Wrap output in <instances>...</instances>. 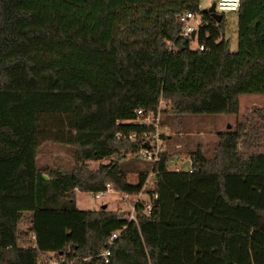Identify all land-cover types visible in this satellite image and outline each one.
<instances>
[{
  "label": "trees",
  "instance_id": "obj_1",
  "mask_svg": "<svg viewBox=\"0 0 264 264\" xmlns=\"http://www.w3.org/2000/svg\"><path fill=\"white\" fill-rule=\"evenodd\" d=\"M199 2L0 0V264H19L23 249L57 264H264V108L215 131L210 155L186 146L190 171L169 169L164 148L155 161L140 155L152 125L137 108L164 127L264 94V0L233 10L235 50L223 11L216 19ZM186 10L200 16L193 38L179 34ZM47 144L73 162L38 164ZM149 172L156 204L138 201L134 220L75 206L77 190L110 182L133 194Z\"/></svg>",
  "mask_w": 264,
  "mask_h": 264
},
{
  "label": "rangeland",
  "instance_id": "obj_2",
  "mask_svg": "<svg viewBox=\"0 0 264 264\" xmlns=\"http://www.w3.org/2000/svg\"><path fill=\"white\" fill-rule=\"evenodd\" d=\"M213 0H200L199 6L201 8H208ZM226 24L224 28L223 37L228 40V47L230 50L236 48V15L233 10H223ZM196 44L194 39H191L190 47ZM250 99L251 101H245ZM252 107L264 108V94L261 93H245L241 95L239 113H222V114H181L172 123L170 117H167V122L164 127H160V133L167 134L166 138L161 140L164 149L169 152H174L171 162L185 158V149L192 147L195 144H200L202 150L206 155L211 153V144L215 140L214 129L219 130L230 128L233 124L240 120L243 115L248 113ZM159 108H163V101H160ZM163 117L164 113L160 112ZM236 114V115H235ZM236 116V117H235ZM237 118V119H236ZM236 119V120H235ZM43 153L37 157V163L40 165L61 164L70 165L73 159L69 152L57 145L47 144L43 147ZM107 159L92 160L89 162L90 167H96L99 162H106ZM171 166V165H169ZM127 178L130 182L135 181L134 174H128ZM75 206L78 208H97L101 203L106 204V208H116L121 210L123 206L119 202L118 194L114 192H104L103 196L93 197L90 191L77 190L74 195ZM264 224V214L262 218ZM24 245H22L23 247ZM25 248V246L23 247ZM19 264H56L58 261L52 254H42L34 258L27 249L19 252Z\"/></svg>",
  "mask_w": 264,
  "mask_h": 264
},
{
  "label": "built area",
  "instance_id": "obj_3",
  "mask_svg": "<svg viewBox=\"0 0 264 264\" xmlns=\"http://www.w3.org/2000/svg\"><path fill=\"white\" fill-rule=\"evenodd\" d=\"M239 0H213V6L214 10L216 12L223 11V10H234L238 6ZM177 20L181 23L179 34L181 36H189L191 30H194L200 22V16L196 11H183L177 15ZM199 49H202V44H196ZM136 115L140 118L141 121H143L145 124H151L152 129L150 131H147L146 133L143 132L142 134L145 137H148V146L140 148V155L150 159L152 161L157 160L158 158V152L163 148L160 138H159V125H158V112L153 115L151 112L142 113V110L140 108H137L135 110ZM130 138L135 137V133H131L128 135ZM169 165V169L172 170H179V169H185L187 171L191 170V167L189 166V160L188 162H185V158H179L173 162H171ZM150 178V172L147 174V177L143 181L141 187L139 190H137L135 193L130 194L127 192H120L112 187L110 182H105L103 185V188L96 191H91L93 194V197H100L104 195V192H114L120 195V203L125 206L121 210L123 211V216L127 220H134L135 219V205L138 201L143 200L142 207L144 211H149L152 204L153 198H155L156 194L153 193L152 197L147 196L144 188L151 184ZM119 229L113 230L110 235L109 239L114 238L117 234ZM102 256L103 261H107V255L109 254V251L107 248L103 249L98 253ZM83 259H90V256L83 257ZM57 264V262H56Z\"/></svg>",
  "mask_w": 264,
  "mask_h": 264
},
{
  "label": "water",
  "instance_id": "obj_4",
  "mask_svg": "<svg viewBox=\"0 0 264 264\" xmlns=\"http://www.w3.org/2000/svg\"><path fill=\"white\" fill-rule=\"evenodd\" d=\"M205 9L209 10L210 13H211V15L214 16L216 19L219 18V15L220 14L214 10L213 1L210 4V6L208 8H205ZM193 35H194V30H191V32H190V38H193ZM185 162H188V159H185ZM153 204L154 205L156 204V199H153ZM104 206H105V204L102 203L100 207H104ZM122 214H123V211L122 210H119L118 211V215L121 216Z\"/></svg>",
  "mask_w": 264,
  "mask_h": 264
},
{
  "label": "crops",
  "instance_id": "obj_5",
  "mask_svg": "<svg viewBox=\"0 0 264 264\" xmlns=\"http://www.w3.org/2000/svg\"><path fill=\"white\" fill-rule=\"evenodd\" d=\"M241 95H242V94L238 95V112H237V113H239V105H240V98H241ZM245 101H251V100H250V99H245ZM237 113H236V114H237ZM236 114H235V115H236ZM235 117H236V116H235ZM237 117H238V114H237ZM236 119H237V118H236ZM236 119H235V120H236ZM217 130H219L218 127H216V128L214 129V132L217 131Z\"/></svg>",
  "mask_w": 264,
  "mask_h": 264
}]
</instances>
